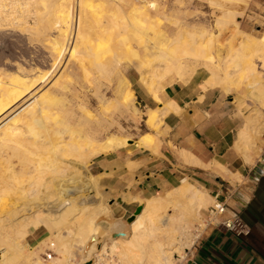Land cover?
Listing matches in <instances>:
<instances>
[{
    "label": "bare ground",
    "instance_id": "6f19581e",
    "mask_svg": "<svg viewBox=\"0 0 264 264\" xmlns=\"http://www.w3.org/2000/svg\"><path fill=\"white\" fill-rule=\"evenodd\" d=\"M222 1L240 7L250 0ZM153 12L133 0H0V29L16 25L32 41L47 43L55 62L67 58L83 72L96 73L106 81L122 62L137 61L141 65L139 82L156 101L159 98L154 83L170 76L179 80L197 66L209 73L205 82L210 87H220L228 93L246 89L247 96L264 109V35L243 32L237 11L236 16L224 12L216 22L218 30L231 26L236 38L242 39L237 47L234 42L228 44L230 50L222 64L213 54L217 38L214 34L198 35L180 29L169 45L155 49L149 38L150 33L157 34L159 27ZM28 17L33 19L32 24ZM50 30L54 35H49ZM163 49L167 57L160 54ZM12 76L0 70V124L10 113L25 107L32 95L37 97L40 86L47 82L42 76ZM60 79H70L66 69ZM240 95L239 107L244 104ZM134 98L135 92L129 89L124 101L129 112L139 115L131 106ZM108 106L119 109L114 101ZM161 109H149V127L157 128ZM254 115L245 119L239 131L237 146L247 160L250 148H254L252 142L261 136L259 126L264 125L258 126L259 117ZM10 121L0 128V264H96L104 254L112 257L113 264H175V257L182 258L183 251L191 247L193 222L215 200L205 190L185 180L165 198L146 201L130 196V203L144 204L143 211L123 235L114 237L97 222L99 216L109 213V208H101L96 218H83L87 212L84 208L75 219H68L67 209L81 200L88 206L93 181L87 162L114 149L118 138L112 136L102 142L99 133L91 128L73 130L66 107L59 105L50 91ZM143 139L153 141L154 137L146 135ZM120 144L128 146L129 140ZM76 185L83 193L80 197L73 195ZM72 223L77 225L75 229L69 227ZM60 226L67 229L69 237L82 243L81 263L75 262L72 243L63 238L64 228ZM42 230L52 233L42 245L57 254L47 263L37 253L38 247L19 243ZM95 237L100 241L88 248Z\"/></svg>",
    "mask_w": 264,
    "mask_h": 264
},
{
    "label": "crops",
    "instance_id": "0c3cea01",
    "mask_svg": "<svg viewBox=\"0 0 264 264\" xmlns=\"http://www.w3.org/2000/svg\"><path fill=\"white\" fill-rule=\"evenodd\" d=\"M209 77L206 70L196 67L179 80L167 77L155 88L159 101L142 83L136 87L135 98L145 118L149 109H163L161 127L159 131L148 128L150 131L131 139L128 146L93 161L92 172L109 208L99 224L113 236L125 232L130 218L142 207L130 203L131 197L152 199L187 180L225 208L213 219L221 222L240 217L251 233L237 237L208 224L203 232H197L180 264H264V154L250 161L251 153L247 160L238 149L239 131L247 116L240 125L238 114L243 117L244 110L234 102V94L210 87ZM146 135H152L154 142L144 141ZM42 232L27 239L30 247L43 246L47 233Z\"/></svg>",
    "mask_w": 264,
    "mask_h": 264
},
{
    "label": "rangeland",
    "instance_id": "374dc122",
    "mask_svg": "<svg viewBox=\"0 0 264 264\" xmlns=\"http://www.w3.org/2000/svg\"><path fill=\"white\" fill-rule=\"evenodd\" d=\"M133 1H136L140 4L144 3L150 10H152V12L154 11L156 13L154 16L157 17L156 19L159 25L158 32L157 34H149V38L154 41L153 46L155 49L160 45H169L172 39L176 37L180 29H184L185 32H193L198 35H204V33L214 34L217 36V38L215 36V50H213V54L215 55L218 63L222 64L225 59H227L226 54L228 55L230 50L228 44L231 45L234 42V46L237 47L242 40L238 37L236 38V32L231 26L228 28L225 27V30L223 29L222 31L218 30L219 28L217 29V19L224 12L234 13V11H237L239 16L236 18H238V20L241 18L240 27L243 31L251 33L257 37L264 35V0H250L248 1L249 3L246 2L239 4L240 7L237 5L225 4L222 0ZM239 12L241 14L243 13L242 17H240L241 14ZM237 14L234 13L235 16ZM27 19L26 20L29 23H33V19L31 17H28ZM18 29L19 27L16 25H13V27L12 25H9L3 29H0V70L3 73L5 72L8 76L13 75V78L26 75L28 78L42 76L44 80L47 79V82L42 84L43 87L40 86L41 90L37 94V97H40L47 91H50V93L59 101V105L66 107L67 119L69 120V125L73 128V130L91 128L99 133L98 139H100L102 142L108 140V138L112 136H116L118 138L116 142L114 141L115 148L105 154L114 152L121 147H126L122 146L121 144L119 146L118 143L124 140H129L130 142L131 139L135 138L141 133L150 131L148 128L154 130L146 125V118L144 113H142L143 108L140 106L137 97L134 98V102L131 104V106L132 108L137 106L141 111V115L136 108L135 109L139 115H134L132 112H129L131 110L127 108V104H125L124 101L125 94L129 89H132L135 92L136 87L141 85L138 79L139 72L141 70V65L139 62H122L116 71L111 75L110 80L106 81L99 78L96 73L90 74L89 72H83L67 58H63L60 63L58 61L55 62L50 49L47 47V43L32 41L28 33L21 32V30L19 31ZM49 35L52 36L54 33L50 30ZM233 38L234 40H232ZM160 54L162 57H167V52L165 49L160 51ZM194 67H196L198 70L201 69L197 66ZM64 69L67 70L70 79H60V75ZM154 69L157 68L154 67ZM164 80H166V78H162L159 83ZM159 83H154V88H156V86L158 88ZM246 92V89H243L241 92H239L241 95L235 91L231 93L234 94V97H236L234 102H237L238 105L239 101L237 96H243L242 98L244 104L241 106V108H239H243L244 116L241 117L240 114H238V116L242 119L240 125L243 124L245 116L250 117V115L253 116L255 114L254 116L257 117V119L259 117L257 122V125L259 126V123H264V109L257 102L251 100L250 97L247 96ZM33 96L34 95L29 98L25 107L13 111L12 114L10 113L7 119H5L2 124H0V128L7 125L10 119L12 120L15 118L16 115H19L24 108L33 103L37 98L36 95L34 97ZM112 101L118 105L119 109L117 111L109 108L108 104L112 103ZM161 118L162 117H159L157 123L156 129H158V131L161 127ZM259 128H261V136H259L255 142H252L254 148H250V161H253L254 158H261V156L264 154V130L262 131L264 125L261 124ZM144 141L149 143L154 142L150 139H144ZM241 156L244 158L242 154ZM95 158L87 162L89 170L88 174L93 181V188L88 191V196H90L91 201L88 202L87 207H85V200H81L80 202L76 203L75 206L68 208L67 211L70 214L68 219H75L81 216L80 210H83L84 208L87 209V212L84 214L83 218H96V214L101 210V208L107 207V205H104L105 199L103 196V190L99 188L97 178L92 172V164ZM244 160L247 162L245 158ZM73 190H75L73 192L74 196L80 197L83 194L81 192V188H79L77 185ZM166 194L154 198H165ZM15 203H17V201ZM141 205L144 207V204ZM216 205L217 204L214 201L213 204L209 205L201 212V217H199V220L197 222H193V226L191 228L193 235L191 247L197 238V232H203L208 224H210L209 222L214 220L212 218L214 214H212L211 211ZM100 218L101 216L97 218L98 223H100ZM60 227L64 228L61 231V234L64 235V237H62L70 240V243H72V251L77 256L75 262L81 263V251H83L82 243L79 239H73L72 237H69L68 231L64 226ZM69 227L75 229L77 225L73 224V226L70 225ZM49 232L48 234L51 235L52 233ZM99 241L100 240L96 237L92 238L89 241L88 248H91V245L98 243ZM19 243L23 246L28 245L27 239L19 240ZM44 247V245L42 247L40 246L39 249L36 250L37 253H39L41 259H44L43 254L46 253L47 249L49 250V248ZM51 252L54 251L51 250ZM185 252L186 250L183 251V256L181 255L182 258L175 257V264L181 263L185 256ZM56 256L57 254L54 253L53 257Z\"/></svg>",
    "mask_w": 264,
    "mask_h": 264
},
{
    "label": "built area",
    "instance_id": "2783aa9c",
    "mask_svg": "<svg viewBox=\"0 0 264 264\" xmlns=\"http://www.w3.org/2000/svg\"><path fill=\"white\" fill-rule=\"evenodd\" d=\"M225 211V208L220 204H217L211 211L212 214L221 216ZM214 217V216H213ZM211 226H217L226 232L232 233L237 237H247L250 235V228L243 222L240 217H235L231 219H225L221 222H217L216 219L209 222ZM53 257V252H48L44 254V259L46 263L51 261ZM96 264H113L112 257L109 254H104L101 256V260Z\"/></svg>",
    "mask_w": 264,
    "mask_h": 264
},
{
    "label": "water",
    "instance_id": "95a60500",
    "mask_svg": "<svg viewBox=\"0 0 264 264\" xmlns=\"http://www.w3.org/2000/svg\"><path fill=\"white\" fill-rule=\"evenodd\" d=\"M142 211H143V207H139V208L136 210L134 216H132V218H130L129 223H132V222L135 220V218H136L139 214H141ZM120 235H123V234H122V233L114 234V237H117V236H120Z\"/></svg>",
    "mask_w": 264,
    "mask_h": 264
}]
</instances>
